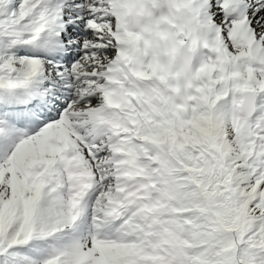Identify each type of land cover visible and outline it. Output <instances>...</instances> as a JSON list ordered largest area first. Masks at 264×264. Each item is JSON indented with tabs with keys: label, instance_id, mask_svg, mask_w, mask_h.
Returning a JSON list of instances; mask_svg holds the SVG:
<instances>
[{
	"label": "snow or ice",
	"instance_id": "obj_1",
	"mask_svg": "<svg viewBox=\"0 0 264 264\" xmlns=\"http://www.w3.org/2000/svg\"><path fill=\"white\" fill-rule=\"evenodd\" d=\"M0 264H264V0H0Z\"/></svg>",
	"mask_w": 264,
	"mask_h": 264
}]
</instances>
